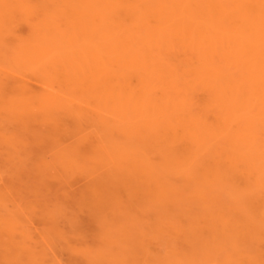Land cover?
<instances>
[{
	"label": "bare ground",
	"instance_id": "bare-ground-1",
	"mask_svg": "<svg viewBox=\"0 0 264 264\" xmlns=\"http://www.w3.org/2000/svg\"><path fill=\"white\" fill-rule=\"evenodd\" d=\"M0 60L46 89L87 90L91 107H104L91 115L106 109L108 141L79 137L57 157L69 171L98 173L81 200L101 221L96 245L80 249L83 264H171L120 223L141 209L167 221L157 230L181 237L182 258L264 264V0H0ZM2 77L0 101L13 120L86 116L51 87ZM220 195L238 211L171 225L172 207H206ZM8 231L6 261L25 254L30 264H59Z\"/></svg>",
	"mask_w": 264,
	"mask_h": 264
},
{
	"label": "rangeland",
	"instance_id": "rangeland-1",
	"mask_svg": "<svg viewBox=\"0 0 264 264\" xmlns=\"http://www.w3.org/2000/svg\"><path fill=\"white\" fill-rule=\"evenodd\" d=\"M16 24L18 25L16 28V30L18 29V33H28L26 22L18 19ZM11 63L12 62L7 61L3 63L0 60V74L3 76V79H9L10 81L15 79L14 81L17 80L20 82L26 80L25 82H27L29 86H33L30 87L35 89V91L38 88V92L43 91V89L45 91L46 85L43 87L44 85H42L43 83H41L40 80L37 82L36 80H38V78L34 79L36 77L32 71L23 70V74H20L21 68H18V66L14 67ZM9 67L12 68L9 69ZM12 69L13 71H10ZM26 72L27 74H25ZM36 86H38V88ZM50 87L48 88L53 92H57L55 94L58 96L61 95L62 99L64 96L66 100H63L66 102L68 100L69 102L67 103H71V106L75 103V107L78 105L77 108L80 107L85 110L86 119L85 117L76 118L80 120H78L79 123L75 119V117L78 116L73 114H70L71 116L57 114L48 120L37 118L35 120H28L25 123L19 120H13L18 118L11 117V113L8 114V109H6V104L0 101V111L3 110L0 112V236L2 234L3 237L1 236V238L4 239L2 240L0 238V264H30L27 256H25V259V254L23 255L22 253V255H17L18 257L16 260L12 262L6 261L5 256L3 257L5 251L4 242H7V235L11 232L8 231V229L14 231L13 233L15 236L17 235L16 239H18V241L23 238L25 241L22 240L21 242H25V244L31 245L36 251H41L46 254L45 259L47 263H51L55 260L59 264H83L82 261H80L83 259L80 249L88 245L91 247L96 245L97 232L101 225V221L98 220L99 216L93 213L89 204L84 205V201L86 203L89 200L88 191L90 192V188L97 178L98 173L89 175L87 173H79L78 170L77 173L73 170L69 171L62 167L59 163L61 159L57 157L58 153L64 152V150H67L72 144H79L81 141L84 143L81 142V145L87 143L92 144L94 141L96 144L97 141L101 143L108 141V139L105 138H108L107 136L109 133L103 126L102 121L106 119L109 121L110 119L102 118L104 117L103 114L105 115L106 113V109L105 113L101 112L104 109H99V114L96 110V113L100 115V117H97V115L94 116V112L91 115L90 112L101 108L102 105L100 107L99 103L92 100V103L98 104L99 107L97 106L98 108H96L95 105L91 107L92 104L88 103L91 102V99L89 101L88 98L86 99V97H88L87 90L84 91L85 89H81L79 86L78 88L75 87L76 90L73 87L61 89L57 84H53ZM54 87L55 89H53ZM64 89L67 90L65 91L66 93ZM71 89L74 90V93H72ZM62 91L64 92L63 94L61 93ZM74 99L78 100L75 101ZM89 117H95V120ZM63 126H67L66 128L69 129V131L66 132L67 129ZM57 127L60 129H57ZM61 128L66 130L65 134L60 132ZM71 133L72 135H70ZM4 136H6V141ZM8 136L10 139L7 138ZM58 136H60V140L62 138V142L55 140ZM79 137H85V140L83 141V139L81 140ZM7 139L9 140L8 142ZM11 139L14 141L12 144L9 143ZM55 141L59 144L55 143ZM61 148L65 149L60 151ZM49 160H52L53 167L51 170L46 171L47 166L51 164ZM44 164L45 166L47 165L46 168H43ZM88 166H86V169H89ZM40 167L42 169H40ZM81 200H84L82 201L83 204ZM209 200L211 205L206 207L198 205L188 208L180 206L172 207L171 225L175 224L179 219L181 222H186V218L189 216H200L205 214L208 210L220 208H227L229 210L231 208V210L237 209L236 212L238 211V208L233 209V205L231 204L232 199L224 195ZM254 202H256V200H254ZM254 212H256V210L252 211V213ZM159 221L160 219H157L151 213L141 209L138 211L135 219L132 221H129V219H122L120 223L135 225L138 228L135 231V235L136 237L138 236V239L140 238V240L143 241L144 247L149 251H156L157 254L155 253V255L159 254L160 257H171V264H173L175 260L186 263L190 262L189 259H191V261L194 262L198 257L185 259V256H183L184 258H182L181 253L185 252V249L188 247L186 248L182 243L181 237H177L174 231L171 230L170 238L168 233L156 229L157 223L162 226V223L167 222ZM9 224L12 229L9 227ZM84 235H86V237ZM81 242L85 244H81ZM261 245L260 247L264 252V239L261 241ZM139 252L145 254V250L139 249ZM221 261L224 262V260ZM221 261L219 262L221 263ZM195 263L211 264L209 261H205L202 256L201 260L198 258L194 264ZM214 263L215 262H212V264Z\"/></svg>",
	"mask_w": 264,
	"mask_h": 264
}]
</instances>
